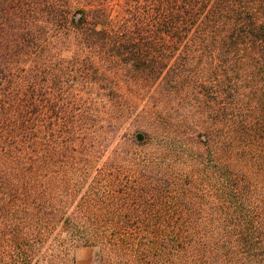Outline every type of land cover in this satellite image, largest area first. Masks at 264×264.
<instances>
[{
	"label": "trees",
	"instance_id": "obj_1",
	"mask_svg": "<svg viewBox=\"0 0 264 264\" xmlns=\"http://www.w3.org/2000/svg\"><path fill=\"white\" fill-rule=\"evenodd\" d=\"M50 242L264 264V0H0V264Z\"/></svg>",
	"mask_w": 264,
	"mask_h": 264
},
{
	"label": "rangeland",
	"instance_id": "obj_2",
	"mask_svg": "<svg viewBox=\"0 0 264 264\" xmlns=\"http://www.w3.org/2000/svg\"><path fill=\"white\" fill-rule=\"evenodd\" d=\"M113 72L112 75H115L117 73ZM118 75H120V77H117ZM115 77L118 83L117 89L119 92L131 96L138 91V87L134 83L126 82V78L123 77L121 73H117ZM43 252L42 264H56V262H58L56 260L58 259V257L68 259L65 264H94L95 260L94 253L89 249L72 250L71 252H69V254H61L55 242H50L48 245H46Z\"/></svg>",
	"mask_w": 264,
	"mask_h": 264
}]
</instances>
